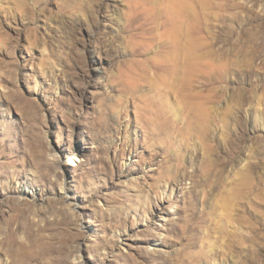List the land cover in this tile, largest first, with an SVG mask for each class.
<instances>
[{
  "label": "rangeland",
  "instance_id": "1",
  "mask_svg": "<svg viewBox=\"0 0 264 264\" xmlns=\"http://www.w3.org/2000/svg\"><path fill=\"white\" fill-rule=\"evenodd\" d=\"M0 264H264V0H0Z\"/></svg>",
  "mask_w": 264,
  "mask_h": 264
}]
</instances>
